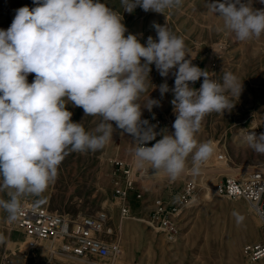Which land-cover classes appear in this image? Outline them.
<instances>
[{"label":"clouds","instance_id":"9594fccd","mask_svg":"<svg viewBox=\"0 0 264 264\" xmlns=\"http://www.w3.org/2000/svg\"><path fill=\"white\" fill-rule=\"evenodd\" d=\"M34 3V8L16 9L11 25L0 29V193L8 197L0 198V210L7 213L6 223L18 220L22 197H40L56 181L69 152H95L110 143L112 122L132 136L137 167L150 164L173 181L184 173L190 155L194 172L211 158L212 143L199 142L196 134L208 114L234 107L232 97L239 98L243 82L233 73L225 72L222 81L212 79L186 58L190 55L184 39L166 25H156L157 38L149 36L146 45L136 35L125 36L122 14L101 0ZM182 3L121 0L129 13L137 6L163 13ZM205 7L240 42L264 36V9H254L252 0H213ZM153 64L162 77L176 69L171 89L176 118L174 132L146 146L158 135L142 119V109L151 111L159 101L149 94L140 103ZM29 74H34L31 83ZM201 77L199 89L190 86ZM169 90L166 82L159 85L161 96ZM68 104L82 108L85 116H99L101 122L86 131L81 122L72 121ZM245 141L264 154V133L249 132ZM6 239L0 232V245Z\"/></svg>","mask_w":264,"mask_h":264},{"label":"rangeland","instance_id":"374dc122","mask_svg":"<svg viewBox=\"0 0 264 264\" xmlns=\"http://www.w3.org/2000/svg\"><path fill=\"white\" fill-rule=\"evenodd\" d=\"M101 2L122 14L127 28L125 36L136 35L146 45L149 36L157 38L155 26L166 25L184 39L190 55L187 59H192L193 64H198L217 81H222L225 72L233 73L243 82V90L239 98L232 97L231 111L214 112L204 118L196 138L199 142H211L214 152L200 164L198 171H193L191 155L184 173L174 181L162 170L154 171L146 164L140 183L143 200L129 201L133 210L129 218H122L119 202L113 196L117 178L113 162L123 160L135 164L134 143L132 136L118 129L115 122H112L113 140L103 149L69 152L59 166L56 181L40 197L21 198L35 203L38 200L37 204L68 216L105 212L113 229L108 240L118 244L119 253H111L106 258L94 257L88 262L61 252L58 242L49 247L51 240H40L36 247L29 248L24 232L15 222L6 223L7 213L0 210V232L7 237L0 245V264H264V258L251 261L243 252L246 243L264 239L258 214L243 199H228L213 192L216 184L229 173L243 178L256 170L264 171V154L256 153L245 141L249 132L264 133V36L238 41L234 34L223 29L221 18L207 11L205 3L213 0H183L178 8L166 9L163 13L145 12L139 6L129 13L124 12L121 0ZM23 6L31 9L37 4L34 0H0V29L10 26L15 10ZM252 7L264 9V3L252 0ZM175 71L162 77L155 65H151L148 90L140 100L143 104L150 94L151 99L159 101V106L151 111L142 109V119L158 115L162 120L157 140L162 134L174 132L172 125L176 117L171 89ZM33 79L34 74H29L28 82ZM165 82L170 90L161 96L159 85ZM202 83L203 77L190 86L199 89ZM67 108L73 113L72 121L81 122L86 131H93L101 122L99 116H85L80 107L68 104ZM241 168L246 171L242 173ZM194 175L198 179L197 199L181 209L176 218L178 232L170 239L148 225L147 215L154 199L161 195L176 197L182 184ZM0 198L8 199L5 193H0Z\"/></svg>","mask_w":264,"mask_h":264},{"label":"built area","instance_id":"2783aa9c","mask_svg":"<svg viewBox=\"0 0 264 264\" xmlns=\"http://www.w3.org/2000/svg\"><path fill=\"white\" fill-rule=\"evenodd\" d=\"M194 65L199 67L198 64ZM148 121L150 125L155 126L157 140L162 120L158 115H154ZM156 140L148 142L146 146H152ZM113 166L117 176L114 180L113 196L119 202L122 218H129L132 216L129 201L143 200L144 190L140 183L146 164L137 167L136 163L115 160ZM197 191L198 179L194 175L182 184L175 203L170 204L161 198L154 199L147 215L148 225L165 233L170 239L173 238L178 232L176 218L182 208L194 204ZM215 193L228 199L245 200L258 214L264 227V175L261 172L253 171L243 178L226 175L216 184ZM21 202L22 211L15 224L24 232L29 248L36 247L40 240H52L58 242L61 252L88 262L94 257L106 258L111 253L120 252L118 244L108 240V235L112 234L113 229L105 212L68 216L30 200ZM136 219L142 221L140 218ZM243 252L251 261L264 258V239L246 243Z\"/></svg>","mask_w":264,"mask_h":264},{"label":"bare ground","instance_id":"6f19581e","mask_svg":"<svg viewBox=\"0 0 264 264\" xmlns=\"http://www.w3.org/2000/svg\"><path fill=\"white\" fill-rule=\"evenodd\" d=\"M240 171L242 172V173H244L245 171H246V168H241L240 169ZM256 171H259V172H261L263 175H264V171H262V170H256ZM231 172V171H230ZM229 176H233V173H229L228 174ZM247 175V174H246ZM213 192H215V189L213 190ZM260 218V217H259ZM253 230V229H252ZM254 231V235H255V230H253ZM251 233V232H250ZM42 241H45V240H42ZM53 243H54V241H49V247L50 246H52L53 245ZM122 253H123V251H122ZM74 257V256H73ZM74 258H76V257H74ZM116 264H120V262H117Z\"/></svg>","mask_w":264,"mask_h":264},{"label":"crops","instance_id":"0c3cea01","mask_svg":"<svg viewBox=\"0 0 264 264\" xmlns=\"http://www.w3.org/2000/svg\"><path fill=\"white\" fill-rule=\"evenodd\" d=\"M178 196V195H177ZM177 196L176 197H168L167 195H161V196H158L157 198H161V199H163V200H165V201H167L168 203H170V204H173V203H175V201L177 200ZM143 208V207H142ZM133 211V210H132ZM133 213V212H132Z\"/></svg>","mask_w":264,"mask_h":264}]
</instances>
